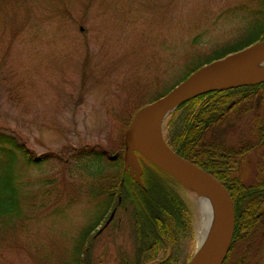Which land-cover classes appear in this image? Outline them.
<instances>
[{
	"label": "rangeland",
	"instance_id": "obj_1",
	"mask_svg": "<svg viewBox=\"0 0 264 264\" xmlns=\"http://www.w3.org/2000/svg\"><path fill=\"white\" fill-rule=\"evenodd\" d=\"M259 12L264 0H0V134L36 155L116 148L137 104L168 93L213 49L259 36ZM171 122L160 123L164 140ZM69 160L18 163L22 215L0 231V264H73L99 217L101 229L113 206L90 194L102 189L93 177L105 170ZM178 183L193 228L183 250L192 260L200 217ZM106 233L91 245V264H119L120 251L134 246L129 232L118 247Z\"/></svg>",
	"mask_w": 264,
	"mask_h": 264
},
{
	"label": "trees",
	"instance_id": "obj_2",
	"mask_svg": "<svg viewBox=\"0 0 264 264\" xmlns=\"http://www.w3.org/2000/svg\"><path fill=\"white\" fill-rule=\"evenodd\" d=\"M259 14L261 20L256 27H252L259 29V36L243 39L239 43L231 41L213 49L169 91L202 66L264 41V12ZM257 86L264 87V83L207 93L182 103L167 116L172 121L169 136L165 140L169 148L218 180L231 197L235 227L228 254L222 264H254V210L257 204L254 192L257 185L247 183V179L242 181L235 172L223 173L222 170L232 168L238 162L254 161V131L238 129L254 128L252 111L254 89ZM164 95L134 105L135 109L122 123L118 147H110L111 150L86 145L83 148H72V157L66 155L67 147L59 154L56 153L58 158L55 153L36 155L23 141L21 143L14 136L0 134V231L11 226L22 215L21 192L15 173L19 162L30 167H40L53 157L60 162L73 159L78 164L92 160L101 172L105 170V174L95 178L87 175L97 179L96 184L102 187L98 194L91 193L90 196H105L110 206H113L111 208H116V212L107 226L103 227L109 216L101 229L95 231L103 220L99 217L81 237L73 264H91L87 254L103 231H110L109 235L116 246H121L118 243L119 237L129 232L134 246L129 252L120 251L119 264H187L189 252L183 250V245L193 239V228L188 204L181 197V185L174 177L140 155L143 187L134 183L131 175L123 171L122 137L132 117L138 110ZM114 120L120 123L119 119ZM257 124L264 131V113H260ZM112 157L116 159L110 160ZM102 162L111 167L110 172L101 167ZM120 222L121 225L118 224ZM113 223L109 229L108 226ZM87 237L92 239L90 244L86 243Z\"/></svg>",
	"mask_w": 264,
	"mask_h": 264
},
{
	"label": "water",
	"instance_id": "obj_3",
	"mask_svg": "<svg viewBox=\"0 0 264 264\" xmlns=\"http://www.w3.org/2000/svg\"><path fill=\"white\" fill-rule=\"evenodd\" d=\"M264 41L212 61L191 73L167 94L138 110L123 137V171L143 187V169L139 155L181 184L188 181L213 200L219 219L213 240L187 264H222L232 241L235 216L231 197L223 185L210 174L179 157L160 133V122L182 103L211 92L264 83ZM112 157L110 160H115ZM110 213L104 227L113 218ZM217 216V217H218Z\"/></svg>",
	"mask_w": 264,
	"mask_h": 264
},
{
	"label": "flooded vegetation",
	"instance_id": "obj_4",
	"mask_svg": "<svg viewBox=\"0 0 264 264\" xmlns=\"http://www.w3.org/2000/svg\"><path fill=\"white\" fill-rule=\"evenodd\" d=\"M252 113H254V128L242 127L238 131H254L253 163L250 161L238 162L232 168L227 167L222 172H235L242 181L251 178L257 185L254 192V198L257 199L254 210V264H264V201L258 202L259 199H264V131L257 124L260 113H264V87L257 86L254 89V110ZM113 210L115 214L116 208Z\"/></svg>",
	"mask_w": 264,
	"mask_h": 264
},
{
	"label": "bare ground",
	"instance_id": "obj_5",
	"mask_svg": "<svg viewBox=\"0 0 264 264\" xmlns=\"http://www.w3.org/2000/svg\"><path fill=\"white\" fill-rule=\"evenodd\" d=\"M260 70H264V62L257 68V71ZM182 183L186 187L191 197L190 199L194 202L200 217L197 245V254H199L207 247L208 243L213 240L219 216L217 215L216 206L209 195L196 188V185L191 182L182 181Z\"/></svg>",
	"mask_w": 264,
	"mask_h": 264
}]
</instances>
